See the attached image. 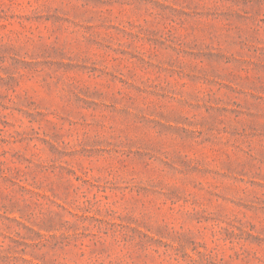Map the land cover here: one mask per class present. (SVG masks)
Here are the masks:
<instances>
[{"label": "rangeland", "instance_id": "obj_1", "mask_svg": "<svg viewBox=\"0 0 264 264\" xmlns=\"http://www.w3.org/2000/svg\"><path fill=\"white\" fill-rule=\"evenodd\" d=\"M0 264H264V0H0Z\"/></svg>", "mask_w": 264, "mask_h": 264}]
</instances>
